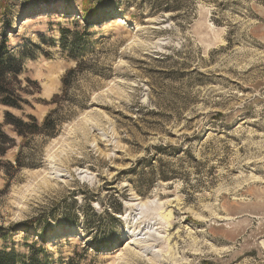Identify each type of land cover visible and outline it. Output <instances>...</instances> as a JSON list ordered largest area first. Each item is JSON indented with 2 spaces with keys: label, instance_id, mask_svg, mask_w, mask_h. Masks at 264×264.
I'll return each mask as SVG.
<instances>
[{
  "label": "rangeland",
  "instance_id": "rangeland-1",
  "mask_svg": "<svg viewBox=\"0 0 264 264\" xmlns=\"http://www.w3.org/2000/svg\"><path fill=\"white\" fill-rule=\"evenodd\" d=\"M0 28L28 57L21 109L0 104L16 141L0 163V250L35 264H264V0H0ZM64 29L84 66L56 106L78 63ZM54 110L53 136L5 125Z\"/></svg>",
  "mask_w": 264,
  "mask_h": 264
},
{
  "label": "trees",
  "instance_id": "trees-1",
  "mask_svg": "<svg viewBox=\"0 0 264 264\" xmlns=\"http://www.w3.org/2000/svg\"><path fill=\"white\" fill-rule=\"evenodd\" d=\"M82 23L84 24V33L90 32L91 29L97 25L95 22H91V18H96L97 15L96 11L92 9V7L84 6L82 7ZM100 23L106 21L105 18L99 19ZM140 23V21L135 20ZM91 22V23H90ZM9 26H12L9 24ZM11 28V27H10ZM0 104L6 106L8 108L13 109H21V100L20 96L17 94V89L14 87L16 83H22L20 80V76L23 74V64L24 59L28 58L24 53L14 54L9 49L10 40L7 35L4 33L3 28H0ZM62 41H63V49L68 51L70 57L77 60L76 53L77 50L81 49V39L77 36H72L70 30H62ZM69 36L72 37V40L69 41ZM68 45V46H67ZM70 46V47H69ZM84 63L82 61H78L77 66L75 69H72L66 73L62 80V92L61 95H56L51 104L52 105H60V100L66 97V94L69 91V86L72 81L73 75L80 70L83 69ZM28 83H35L30 80H27ZM57 110L52 111L42 123H39L38 120L33 116L26 117L28 122H25L23 119H19L14 115L7 113L5 115V125L11 126L14 132L17 134L19 138L24 141H27L29 137L34 136H49L55 135L57 132V121L54 120V115ZM16 146V141L8 137V135L3 131V126L0 124V163L4 164L1 160L7 154V152L13 149ZM164 149L160 151L158 154H164ZM21 155V153H20ZM140 169L142 165L145 168H152V164L149 160L146 163L140 161ZM138 163V164H139ZM12 166V165H11ZM16 167L22 168L21 159L18 156L16 160ZM143 171V170H142ZM141 170L139 172H142ZM137 173L136 176H141V173ZM143 173V172H142ZM137 177V178H138ZM158 180L168 182L172 180L166 173L162 172L160 175L157 176ZM152 181V179H151ZM135 183V182H134ZM152 184V183H151ZM0 234H2V229H0ZM27 259V258H26ZM35 264V260L32 257L29 258V261L25 260L24 257H20L16 255L14 251L8 252L7 250H0V264Z\"/></svg>",
  "mask_w": 264,
  "mask_h": 264
},
{
  "label": "bare ground",
  "instance_id": "bare-ground-1",
  "mask_svg": "<svg viewBox=\"0 0 264 264\" xmlns=\"http://www.w3.org/2000/svg\"><path fill=\"white\" fill-rule=\"evenodd\" d=\"M131 243H133V241H131Z\"/></svg>",
  "mask_w": 264,
  "mask_h": 264
}]
</instances>
